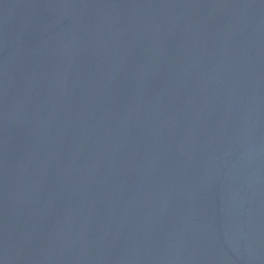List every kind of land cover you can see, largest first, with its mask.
I'll use <instances>...</instances> for the list:
<instances>
[{
	"label": "water",
	"instance_id": "1",
	"mask_svg": "<svg viewBox=\"0 0 264 264\" xmlns=\"http://www.w3.org/2000/svg\"><path fill=\"white\" fill-rule=\"evenodd\" d=\"M0 264H264V0H0Z\"/></svg>",
	"mask_w": 264,
	"mask_h": 264
}]
</instances>
